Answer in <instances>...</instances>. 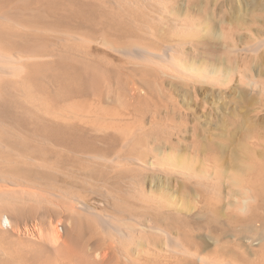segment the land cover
<instances>
[{
  "label": "rangeland",
  "instance_id": "obj_1",
  "mask_svg": "<svg viewBox=\"0 0 264 264\" xmlns=\"http://www.w3.org/2000/svg\"><path fill=\"white\" fill-rule=\"evenodd\" d=\"M0 10V49L23 58L0 78V264H129L119 247L133 264H264V90L241 75L264 85V45L239 50L264 40V0H0ZM142 48L173 50L210 77L128 53ZM4 215L23 233L2 229ZM161 227L191 255L168 250Z\"/></svg>",
  "mask_w": 264,
  "mask_h": 264
},
{
  "label": "bare ground",
  "instance_id": "obj_2",
  "mask_svg": "<svg viewBox=\"0 0 264 264\" xmlns=\"http://www.w3.org/2000/svg\"><path fill=\"white\" fill-rule=\"evenodd\" d=\"M1 11V10H0ZM1 16V15H0ZM18 25V24H17ZM261 43H257V44H252V45H254V46H252V47H250V48H247V47H244V48H241V49H239L240 51H243V52H245V53H255V55H256V52H258L259 51V49L261 48V46H263L264 45V40H262V41H260ZM3 45V44H2ZM1 46V45H0ZM147 49V48H146ZM7 51V50H6ZM12 52V51H11ZM123 52H124V50H123ZM18 53V52H17ZM129 54H130V56H134V58L135 57H137L138 59H140L141 61H143V62H149V63H155L156 65H159V66H161V67H163V69L165 70V69H167L168 71H169V73H171L172 75H174V76H177V77H179V78H182V79H186V80H195V81H201V80H205L206 81V79L207 78H209L210 76H209V74L208 73H206V69H197V68H195V67H193L192 65L191 66H189V67H186V66H184L182 63H180V61L178 60V53L177 54H175V52L172 50V52L170 51L169 53H168V55L167 56H165L164 58H158V56H156L155 54H152V53H150V52H147V50H145V49H143L142 48V50H134V51H132V52H128ZM28 54H30V53H28ZM128 54V55H129ZM25 55H26V53H25ZM24 56V55H23ZM22 57V56H21ZM20 56H18V57H14V55H8V54H6L3 50H1L0 49V78H3V77H12V76H15V75H17L18 73H20V72H18L19 71V69H20V67H22L21 66V64H19L20 65V67H19V65H18V63H20V62H22L23 61V58H21ZM26 57V56H25ZM27 57H28V55H27ZM32 57V56H31ZM32 60V59H31ZM65 60V59H64ZM137 60V59H136ZM37 65V64H36ZM46 66V65H45ZM28 67V66H27ZM200 68V67H199ZM245 71V70H244ZM245 73V72H244ZM244 73H242L241 75H242V81L244 80V81H246V85H249V86H251L252 87V89L255 87V89L257 88V87H260L261 88V90L263 89L264 90V85H262L261 83H259L254 77H249V76H247V74L245 75ZM250 74V73H249ZM24 75V74H23ZM240 75V76H241ZM253 75V74H252ZM16 79V78H15ZM240 81H241V79H240ZM189 82V81H188ZM1 89V88H0ZM254 89V90H255ZM18 94V93H17ZM1 96V95H0ZM77 112H79V111H77ZM60 114V113H59ZM58 114V115H59ZM80 115V114H79ZM109 115V114H108ZM124 116V115H123ZM105 116H103V118H104ZM109 118V117H108ZM113 119V118H112ZM115 121V120H114ZM118 122H120V121H118ZM118 122H115V123H118ZM114 123V124H115ZM137 127V126H136ZM135 127V128H136ZM140 126H138V129H135V131L136 132H133L134 131V129L129 133V134H127V136H126V139H125V142L126 143H131L133 140H135V137H136V134H137V132L140 130V128H139ZM133 132V133H132ZM252 184V183H251ZM246 188H248V186L246 187ZM3 190H6V189H3ZM2 190V191H3ZM4 192V191H3ZM1 193V192H0ZM54 193V192H53ZM247 198L245 199V202H244V204H243V206H241L242 207V209L243 210H245V211H248L249 209H250V205H251V203L253 202V200H255L254 198H255V196L253 195V191H252V189L251 188H248V191H247ZM1 195V194H0ZM7 197H8V195H6ZM5 198V197H4ZM11 199V198H10ZM39 200V199H38ZM243 203V202H242ZM93 212V211H92ZM91 213V212H90ZM6 215V214H5ZM4 215V216H5ZM8 215V214H7ZM95 215V214H94ZM96 217H97V215H96ZM2 218H3V216H2ZM13 219V218H12ZM95 219H99V222L98 221H96L97 223H99L100 225H101V228H103V230L104 231H109V230H111V231H113V230H116L117 232H118V236H119V238L121 239V237L122 238H126V237H129L130 236V231H128V230H122V229H119V227L117 226V224L115 223V221H113L112 220V218H95ZM0 222H1V220H0ZM3 225H1L3 228L2 229H10V230H14V228L16 227V229H17V226L18 225H16L15 226V224H14V221L13 220H11V216L9 217V216H5L4 218H3ZM95 222V223H96ZM2 224V223H1ZM118 225H120V224H118ZM141 225V224H140ZM146 226V225H145ZM23 227V226H22ZM132 227V226H131ZM134 227V226H133ZM154 227V226H153ZM31 228H34V224H33V227H31ZM136 228V227H135ZM134 228V229H135ZM18 229H21V228H18ZM17 229V230H18ZM25 229H26V227H25ZM36 229V228H35ZM55 228H53L52 229V231L54 230ZM134 229H132L133 230V233H134ZM143 229V228H142ZM33 230V229H32ZM56 230V229H55ZM159 230H161L162 232H164L165 233V235H167V237H168V241H166V243L168 244V250H171V251H173V252H178V253H180V254H183L184 256H186V257H189L190 255H191V252H190V250H189V248H188V246L187 245H185L184 243H181V242H179V241H177V240H175L173 237H172V234H171V232L169 231V230H167V229H165V228H163V227H161ZM16 231V230H15ZM156 231V230H155ZM21 232H22V229H21ZM25 232V231H24ZM110 232V231H109ZM114 233H115V231H113ZM23 233V232H22ZM33 233V232H32ZM35 233V232H34ZM41 233V232H40ZM54 233V232H53ZM52 233V234H53ZM111 233V232H110ZM24 235V234H23ZM55 235V234H54ZM54 235H51V237H53V238H51L50 240H51V242L52 243H54V244H56V245H58L59 243H62L60 240H62V239H60V237H58L57 236V238H56V236H54ZM58 235V234H57ZM116 235V234H115ZM37 236H39V235H37ZM53 240V241H52ZM117 242V241H116ZM123 242V241H122ZM53 244V245H54ZM121 244V243H120ZM60 246H61V244H59ZM59 245H58V248H60L59 247ZM65 245V244H64ZM55 246V245H54ZM56 247V246H55ZM167 247V246H166ZM62 249H64L63 247H61ZM67 248V247H66ZM65 248V249H66ZM115 248H116V246H115ZM161 248V247H160ZM61 249V250H62ZM64 249V250H65ZM139 249V248H138ZM165 249V248H164ZM117 250H119V254H120V256H119V259H120V261H124L125 263H129V264H133V263H135V261H134V259H133V257L134 256H131L130 254H128L124 249H122V247H119ZM104 252V251H103ZM111 253H113V252H111ZM117 253V252H116ZM131 253V252H130ZM109 254V253H108ZM142 254V253H141ZM113 255V254H112ZM111 256V255H110ZM109 256V257H110ZM108 257V255H107V253H103L102 254V258H107ZM108 257V258H109ZM114 257V256H113ZM112 257V258H113ZM100 258V257H99ZM112 258H110V259H112ZM71 259V258H70ZM94 259V258H93ZM116 260V259H115ZM108 261V260H107ZM111 261V260H110ZM264 261V260H263ZM74 262V261H73ZM66 263V262H65ZM91 263V262H90ZM111 263V262H110ZM81 264H83V262L81 263ZM86 264V263H85ZM88 264H89V262H88ZM206 264H237L236 262H234V261H231V260H225V259H220V258H218V257H213V258H210V257H206Z\"/></svg>",
  "mask_w": 264,
  "mask_h": 264
}]
</instances>
